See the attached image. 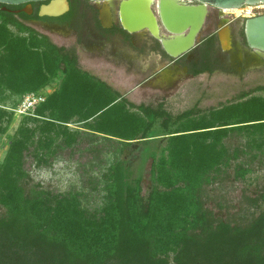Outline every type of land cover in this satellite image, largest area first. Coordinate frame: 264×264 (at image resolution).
<instances>
[{
    "label": "trees",
    "instance_id": "16d2710c",
    "mask_svg": "<svg viewBox=\"0 0 264 264\" xmlns=\"http://www.w3.org/2000/svg\"><path fill=\"white\" fill-rule=\"evenodd\" d=\"M18 7L0 6L1 135L14 119L7 104L15 109L25 95L59 86L9 137L0 165V264H264V210L248 224L232 225L215 219L203 201L205 187L240 157L229 154L226 140L235 133L264 135V99L210 118L137 106L3 10ZM161 142L168 147L159 156ZM136 143L153 160L147 196L142 168L132 180L124 157ZM62 159L77 164L81 186L29 187L27 165L46 168ZM103 167L100 177L92 175ZM236 168L238 180L250 174L243 164ZM93 192L103 202L89 209Z\"/></svg>",
    "mask_w": 264,
    "mask_h": 264
},
{
    "label": "rangeland",
    "instance_id": "374dc122",
    "mask_svg": "<svg viewBox=\"0 0 264 264\" xmlns=\"http://www.w3.org/2000/svg\"><path fill=\"white\" fill-rule=\"evenodd\" d=\"M259 6H262V8L253 10L256 15L264 14V4L255 7ZM245 9H236L240 11L230 13L229 17L231 20H238L242 18V15L247 14V11H251L247 7ZM28 25L40 34L49 37L58 46H74L82 70L99 76L100 79L124 94L127 100L135 105L145 103L153 108H159L160 105H163V108L172 115L195 110L196 118H210L213 112L224 107L244 103L253 98L264 99V91H256L259 87H264V65H262L263 67L260 65V68L250 67L243 72H237L234 67L227 66L224 63L222 70L214 74L206 73L198 77H187L177 84L172 92L163 93L154 88L138 86L142 80L150 76L149 72L144 73L142 64L140 67L137 65L133 67L132 71H129L126 63L117 65L106 61L104 58L89 55L81 47L75 46L76 40L74 37L60 38L43 32L39 27ZM210 34L205 33L202 35V39ZM237 40L242 44L238 35ZM89 41L88 38H85L84 44ZM106 48L107 52L109 47ZM235 52H239V49H235ZM218 53L223 60L226 59L220 49ZM158 60L157 58L156 62ZM156 65L153 68L154 72L163 67L161 64ZM136 70L142 71V73H137ZM58 86V83L53 84L49 87L50 92L56 90ZM245 94H247V97L243 98ZM11 107V104L5 106V109L14 113V119L9 130L3 135L0 133V165L8 150L9 137L15 134L23 117L16 112L18 107L15 109H11ZM132 112L137 111L133 110ZM72 128L75 129L76 126L73 125ZM226 145L231 156L238 153L240 157L238 160L232 161L228 168L223 169V173L215 184L205 187L203 201L205 207L215 219L229 222L232 225H245L264 210V135L260 133H235L226 140ZM144 147L143 143H136L126 151L124 157L132 180L139 177L142 168L143 193L147 196L152 187L151 170L153 160L146 158L143 151ZM167 147L166 142L158 144L156 151L159 156L162 150ZM112 159V155L107 157L109 163L112 162ZM239 164H243L250 169V174L244 180H238L236 177V167ZM27 168L31 175L29 187L40 184L46 190L67 192L72 187L82 185L81 177L77 171V164L64 159L56 161L51 167L35 168L33 165H27ZM105 169L106 167L100 170L96 169L97 171L93 172L92 175L100 177L101 172ZM102 198V193L93 192L88 196L85 205L89 209L97 208L102 204ZM4 212L5 210L1 209L0 215Z\"/></svg>",
    "mask_w": 264,
    "mask_h": 264
},
{
    "label": "flooded vegetation",
    "instance_id": "af4514ba",
    "mask_svg": "<svg viewBox=\"0 0 264 264\" xmlns=\"http://www.w3.org/2000/svg\"><path fill=\"white\" fill-rule=\"evenodd\" d=\"M67 1L69 10L57 18L39 17L41 6L49 2L24 5L23 7L15 6L18 8L14 9L3 8V10L13 14L15 18L31 29L33 28L28 24L39 27L43 32L60 38L74 37L76 40L75 46L81 47L89 55L104 58L106 61L117 65L126 63L129 71H132L133 67L137 65L140 67L142 64L144 73L149 72L150 76L142 80L138 86L154 88L163 93L172 92L177 84L187 77H198L206 73L214 74L222 70L224 63L227 66L234 67L237 72H243L250 67L260 68V65L261 67L264 65V54L249 49L246 44L244 22L249 18L242 17L238 20H231L229 14L234 13V11H220L210 7L202 35L205 33L211 34L197 48L181 58L173 60L164 51L161 42L153 37L149 31L134 34L125 31L119 14V6L122 0L112 3L111 1L105 3L89 0ZM181 1L188 5H198L196 0ZM36 14L39 19L34 17ZM256 16L259 15L253 17ZM225 23H227L232 42V46L228 51H224L221 41L225 37V27H222ZM218 27L220 28L218 29ZM237 35L240 36L242 44L237 40ZM85 38L90 40L86 44H84ZM212 39H214V43H212ZM56 46L68 50L77 57L74 46ZM106 47H109L107 52ZM218 48L223 52L226 59L223 60L220 57ZM235 49H239V52H235ZM157 58L159 59L158 62H156ZM77 60L80 67L78 57ZM156 64H161L163 67L154 72L153 68L157 66ZM205 69L214 71L196 75L199 71ZM136 71L142 73V71ZM89 73L99 78V76ZM122 95L127 100L125 95ZM140 105L148 106L145 103H140Z\"/></svg>",
    "mask_w": 264,
    "mask_h": 264
},
{
    "label": "water",
    "instance_id": "95a60500",
    "mask_svg": "<svg viewBox=\"0 0 264 264\" xmlns=\"http://www.w3.org/2000/svg\"><path fill=\"white\" fill-rule=\"evenodd\" d=\"M108 3L112 0H89ZM188 5L181 0H122L119 14L123 28L130 34L149 31L158 39L164 51L177 60L197 48L204 39L209 8L240 9L246 5L264 4V0H196ZM43 4L39 17L57 18L69 10L67 0H0V5L21 6ZM110 22V20H109ZM244 35L249 49L264 54V15L244 22Z\"/></svg>",
    "mask_w": 264,
    "mask_h": 264
},
{
    "label": "built area",
    "instance_id": "2783aa9c",
    "mask_svg": "<svg viewBox=\"0 0 264 264\" xmlns=\"http://www.w3.org/2000/svg\"><path fill=\"white\" fill-rule=\"evenodd\" d=\"M256 6V5H255ZM255 6H250L246 5L241 10H244L245 7L251 9V11H247V14L243 15V18H251L255 16L256 14L253 12L255 8H262V6L255 7ZM246 10V9H245ZM50 93L49 88L40 91L38 93H30L27 94L23 97L20 105L18 106L17 113L26 116V115H32L36 108L45 102L47 95Z\"/></svg>",
    "mask_w": 264,
    "mask_h": 264
},
{
    "label": "bare ground",
    "instance_id": "6f19581e",
    "mask_svg": "<svg viewBox=\"0 0 264 264\" xmlns=\"http://www.w3.org/2000/svg\"><path fill=\"white\" fill-rule=\"evenodd\" d=\"M119 1H121V0H112L111 3L112 2H119ZM151 1L157 2V0H151ZM226 10H228V9H225L223 11H226ZM220 11H222V10H220ZM229 11H234L236 13V12H239L240 10L233 9V10H229ZM226 24L227 23H225V24L222 25V27H225V29H224V32H225V35L224 36L225 37H224V39H221L224 51L230 50V48L232 46L230 32H229V29H228V27H227Z\"/></svg>",
    "mask_w": 264,
    "mask_h": 264
}]
</instances>
